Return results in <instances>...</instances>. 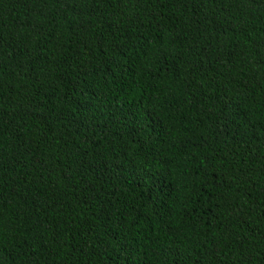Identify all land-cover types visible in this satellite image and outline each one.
Returning <instances> with one entry per match:
<instances>
[{
  "label": "trees",
  "instance_id": "trees-1",
  "mask_svg": "<svg viewBox=\"0 0 264 264\" xmlns=\"http://www.w3.org/2000/svg\"><path fill=\"white\" fill-rule=\"evenodd\" d=\"M0 264H264V0H0Z\"/></svg>",
  "mask_w": 264,
  "mask_h": 264
}]
</instances>
